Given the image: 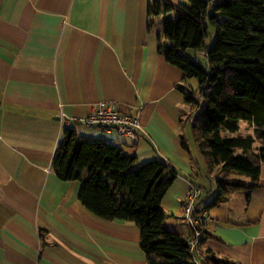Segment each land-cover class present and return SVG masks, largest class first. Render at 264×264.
<instances>
[{
  "label": "crops",
  "instance_id": "crops-1",
  "mask_svg": "<svg viewBox=\"0 0 264 264\" xmlns=\"http://www.w3.org/2000/svg\"><path fill=\"white\" fill-rule=\"evenodd\" d=\"M153 1L0 0V264H149L134 221L94 215L81 203L82 182L57 174L67 128L121 147L136 166L165 161L177 172L161 201L168 229L192 235L183 207L199 189V208L209 217L203 250L264 264V162L252 188L250 176L238 172L218 178L222 166L201 149L197 112L179 88L191 87L188 79L159 50L171 41L165 15H150ZM102 103L138 115L137 136L81 121ZM249 122L248 133L227 134L255 136L258 124ZM261 147L256 140L254 160ZM230 180L248 188H226L214 204Z\"/></svg>",
  "mask_w": 264,
  "mask_h": 264
},
{
  "label": "trees",
  "instance_id": "trees-1",
  "mask_svg": "<svg viewBox=\"0 0 264 264\" xmlns=\"http://www.w3.org/2000/svg\"><path fill=\"white\" fill-rule=\"evenodd\" d=\"M162 13L164 34L171 43H160L159 50L169 63L183 70L185 80L197 79L196 86L179 88L197 112L194 128L201 133V149L223 170L250 176L254 187L260 160L264 162V0H186L178 4L154 0L150 15ZM211 27L216 35L208 43ZM189 49L203 58H191ZM242 120L258 124L255 136L227 134L237 132ZM256 140L262 147L259 159L254 160L249 154ZM136 161L117 145L80 138L67 128L54 168L62 179L82 182L80 200L91 213L137 224L149 264H193L187 239L168 229L161 206L177 172L162 160L139 166ZM224 184L248 188L241 180L224 181L214 204L224 199ZM200 198L194 209L197 216L202 213ZM206 228L199 241L202 249ZM205 254L204 264H240L218 258L210 249Z\"/></svg>",
  "mask_w": 264,
  "mask_h": 264
},
{
  "label": "built area",
  "instance_id": "built-area-1",
  "mask_svg": "<svg viewBox=\"0 0 264 264\" xmlns=\"http://www.w3.org/2000/svg\"><path fill=\"white\" fill-rule=\"evenodd\" d=\"M81 121L89 126L114 127L118 131L131 136H137V131L141 128V121L138 115L129 112H120L106 103H102L99 109L89 114ZM201 191L193 188L184 201V219L192 229V235L187 239L191 252L193 264H204L206 260L205 251L199 246V241L204 235L208 225V214L203 210L201 215H194L197 200Z\"/></svg>",
  "mask_w": 264,
  "mask_h": 264
},
{
  "label": "rangeland",
  "instance_id": "rangeland-1",
  "mask_svg": "<svg viewBox=\"0 0 264 264\" xmlns=\"http://www.w3.org/2000/svg\"><path fill=\"white\" fill-rule=\"evenodd\" d=\"M153 17H157V15H153ZM215 35H216V32H215V29L213 27L210 28V37L209 39L207 40L208 43H213L214 40H215ZM189 56L191 58H196L195 55L202 59L203 58V55L199 54V53H195L194 50L192 49H189L188 52ZM188 84L191 86V87H194L197 85V79L196 78H189L188 80ZM250 125V122L249 121H246V120H242L240 122V129L238 131V133H248V130L250 129L249 127ZM187 129V134H188V140H189V144L191 145V135H190V126L188 125L186 127ZM185 129V130H186ZM233 134V133H231ZM237 134V133H236ZM193 152H194V155L198 158V154H199V149L198 147H193ZM203 161V160H202ZM230 172H233V173H230ZM236 171H225V170H222L221 173H219L217 176L218 178L220 179H226L227 177L228 178H231V177H236ZM227 175V176H226ZM237 178V177H236ZM225 187L229 188L230 191L232 192H236L238 190H234V189H230V187H228L226 184H224ZM231 194V193H230Z\"/></svg>",
  "mask_w": 264,
  "mask_h": 264
}]
</instances>
